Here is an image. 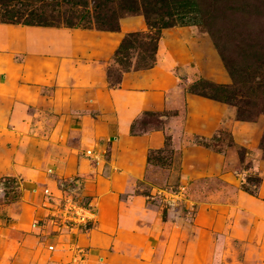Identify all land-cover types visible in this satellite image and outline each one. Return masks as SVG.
<instances>
[{
    "label": "rangeland",
    "instance_id": "obj_1",
    "mask_svg": "<svg viewBox=\"0 0 264 264\" xmlns=\"http://www.w3.org/2000/svg\"><path fill=\"white\" fill-rule=\"evenodd\" d=\"M242 1L197 0V23L162 30L149 69H136L147 61L138 49L127 51V69L113 56L125 34L148 32L141 15L116 13L113 32L92 23L76 30L0 24V206L26 196L18 166L26 163L28 141L78 134L52 112V90L60 93L56 103L75 98L82 104L90 94L79 88L81 72L94 73L90 89L104 101L112 91L151 96L129 117L126 131L157 140L134 147L126 190L114 197L106 192L113 203L130 201L120 211L129 216L120 218L113 203L99 215L77 181H63L66 195L49 207L44 231L57 234V241L27 263L6 256L0 238V264H45L47 253L54 264H264V0H245L249 15L226 10ZM36 32L46 33H38L40 47L31 43ZM60 74L67 85L55 86ZM198 80L228 87L232 104L187 93ZM88 104L78 106L79 116H113L108 104L102 114L88 111ZM115 135L114 129L104 135L107 145L98 147L97 158L93 145L83 156L106 169L111 157L119 158L109 154ZM68 202L89 205L94 221L73 231L59 226L56 215Z\"/></svg>",
    "mask_w": 264,
    "mask_h": 264
},
{
    "label": "crops",
    "instance_id": "obj_2",
    "mask_svg": "<svg viewBox=\"0 0 264 264\" xmlns=\"http://www.w3.org/2000/svg\"><path fill=\"white\" fill-rule=\"evenodd\" d=\"M38 33L40 32L32 33L33 41L31 43H34L32 44L34 47H40V39L38 40L37 37L46 34L40 33L39 35ZM48 34L56 37L52 33ZM31 43L26 44L29 49H31L29 47ZM44 43L46 46L47 43ZM59 45L60 43L55 42L54 46L59 47ZM92 78H94V73L91 71L81 72L77 77L80 85H86L83 87L79 85V88L83 92L85 90L84 94H90L89 98L85 100L89 102L88 111L102 114L104 107L108 104L112 109L113 116L103 115L104 117H101L99 114H96L94 118L88 115L79 116L78 106L85 103L84 99H82L83 103L79 105L73 97L70 101L66 99V101L58 102L59 100H57L56 103V98L60 93L57 88L52 90L54 98V111L52 109V112L61 115V120L66 118L68 128H77L78 134L71 139L60 136H41L28 141L26 148L29 150H26L24 156L26 163L18 166V170L22 172L20 180L27 188L26 196L13 204L0 206V218L2 219L0 221H5V224H0V238L3 245L2 250L5 251L6 256L9 254L19 261L23 259L27 263L28 261L35 263L40 251L44 248L47 249L46 246L49 242L57 241L59 237L57 234L48 237L44 231L48 227L46 216L52 212L49 207L54 208L57 205L56 201L61 200L62 194L63 197L66 195V188L61 184L63 181H77L80 184V194L96 204L99 215L106 216L107 211L111 212V203H113L106 192L108 191L113 197L115 196L112 194L113 192L121 194L126 190V176L133 174L134 170L131 168L132 164L129 165L128 159L136 150L134 147L141 143L149 145V143L157 142L156 139L152 140L153 138L149 137L145 139L132 137L126 131L129 117L140 109L142 104L153 101L151 96L143 95L145 93L112 91L107 93L104 101L103 95L90 89L91 86H94L90 84ZM68 80L69 78L65 74H60L55 86L67 85ZM60 91L62 90L60 89ZM109 118H112L110 122L114 127L109 124ZM113 129L116 135L109 142L111 149L109 154L111 156L118 154L119 158H112L109 155L114 162L110 160L112 164L109 163L108 167L103 170L97 160L84 157L86 155L84 150L93 145L92 152L94 151L95 154L93 157L97 158L96 153L99 148L107 145V141H103L104 135L108 131L113 132ZM37 162L41 168H48L49 172L44 173L43 169L39 168V170L35 166L31 168ZM44 191L47 195H44ZM119 203L115 201L113 204L114 209L119 211V216L122 218L126 213L121 215L120 211L127 208L130 201L125 200L122 205ZM126 216L129 215L126 214ZM36 220L38 222L35 225L32 224ZM30 221L31 223H29ZM39 223L40 226L37 225ZM53 257L47 253L42 262L54 264ZM80 264L83 263L80 262Z\"/></svg>",
    "mask_w": 264,
    "mask_h": 264
},
{
    "label": "trees",
    "instance_id": "obj_3",
    "mask_svg": "<svg viewBox=\"0 0 264 264\" xmlns=\"http://www.w3.org/2000/svg\"><path fill=\"white\" fill-rule=\"evenodd\" d=\"M243 1L240 8L228 7L226 10L249 15L245 11L248 3ZM118 12L143 16L148 32L125 34L113 54L114 62L127 69L130 65L126 61L127 51L138 49L146 54L147 61L142 59L136 69H149L155 62L161 31L176 25H195L198 3L197 0H0V24L18 26L76 30L89 29L88 25L92 23L99 30L113 32L118 30L115 19ZM149 14L157 17L153 23L148 19ZM196 83L187 87V93L232 104L234 95L230 96L228 87L201 80ZM199 87L209 89L210 93L196 91Z\"/></svg>",
    "mask_w": 264,
    "mask_h": 264
},
{
    "label": "built area",
    "instance_id": "obj_4",
    "mask_svg": "<svg viewBox=\"0 0 264 264\" xmlns=\"http://www.w3.org/2000/svg\"><path fill=\"white\" fill-rule=\"evenodd\" d=\"M94 217V210L89 205L81 206L73 202L64 203L56 215L59 226L67 231H73L75 227L92 223Z\"/></svg>",
    "mask_w": 264,
    "mask_h": 264
}]
</instances>
